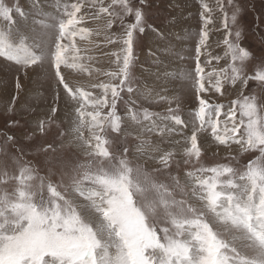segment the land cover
I'll use <instances>...</instances> for the list:
<instances>
[{"label":"snow or ice","instance_id":"6c2138e0","mask_svg":"<svg viewBox=\"0 0 264 264\" xmlns=\"http://www.w3.org/2000/svg\"><path fill=\"white\" fill-rule=\"evenodd\" d=\"M38 3L33 0V7ZM227 3L233 7L230 17L224 0H215L216 9L224 13L225 35L221 42L223 55H212L207 49L215 9L207 0H201L203 26L196 46L195 69L184 74L185 78L194 79L198 94L199 106L194 112L190 137L171 139L182 135L181 129L188 126L177 114L178 104L175 109L169 107L165 115L147 108L138 112L127 107V117L141 126V133H157L161 141L167 137L172 145L166 150L161 142L142 134L136 136L135 152L160 166L149 172L140 163L133 165L127 158V147L120 155L110 151L111 142L106 136L108 131H124V118L117 111L122 93L134 95L139 91L133 86L134 38L135 33L146 31L143 8L147 0H140L139 6H134L132 0H110L107 6L104 0H89L87 5L84 0L71 4L57 0L55 17L40 14L33 19L40 32L31 37L14 35V13L27 19L25 11L18 4L10 6L0 0V19L5 22L0 27V56L22 65L25 74L29 68L49 63L57 80L55 101H59L62 89L66 102L72 105L69 143H75L89 158L75 165L61 163L59 183L53 184L49 179L50 196L44 199L41 195L38 200L44 178H39V186L27 183L34 179L36 171L30 163L21 164L18 176H10L5 165L0 171V264H264V104H259L255 95L244 96L241 91L240 98L225 111L224 104L210 103L203 96L210 89L223 95L225 84L246 87L249 80L264 84V68L252 76L245 71L251 53L238 43L241 31L232 30L240 9L232 0ZM85 8L87 15L82 12ZM102 16L107 17L103 30L111 29L117 21L124 28L122 36L104 37V46L121 45L118 51L104 54L110 55L116 70L104 73L109 78L107 83H72L64 70L90 73L83 60L93 59L80 55L76 37L86 40L93 35V29L81 25L85 20L99 21ZM127 16H133L134 22L125 25ZM151 30L164 35L158 29ZM101 31L97 28L96 35ZM201 56L208 57L205 64L201 63ZM221 60L227 61L225 67L206 71L205 65ZM96 89L102 90V95H93ZM89 105L92 110H88ZM58 111L54 102L49 118L38 122L33 135L46 134ZM198 133H210L218 145H236L240 153L259 154L241 169L231 164L194 168L186 172L185 185L180 184L179 177H172V188L158 182L155 174L161 170L170 172L173 164L180 163L175 159L177 155L183 156L184 164L193 158L199 161L202 148ZM64 136L61 131L62 144ZM4 143L16 141L7 135ZM41 151L56 152L57 148L52 143ZM23 154L20 149L12 159L21 163ZM13 180L18 184L10 191L8 185ZM65 181L68 183L62 194L58 189L64 187ZM177 192L188 198L177 199Z\"/></svg>","mask_w":264,"mask_h":264},{"label":"rangeland","instance_id":"374dc122","mask_svg":"<svg viewBox=\"0 0 264 264\" xmlns=\"http://www.w3.org/2000/svg\"><path fill=\"white\" fill-rule=\"evenodd\" d=\"M61 2L71 4L75 0H61ZM132 2L134 6L140 4V0H132ZM207 2L215 9L209 38L212 51L208 52L212 55L222 56L224 47L221 42L225 35L222 23L224 13L216 9L215 0H207ZM5 3L10 6L18 4L28 16L27 19H21L14 13V18L17 20L14 35L17 33L29 37L36 35L40 29L32 23L34 18H39L40 14H45L46 17L57 15V0H39L37 7H33V0H5ZM84 3L87 5L89 0H84ZM109 3L110 0H104L105 6ZM224 3L225 12L230 17L233 11L232 4L227 3V0H224ZM232 3L240 9L238 22L232 27V30L241 31L238 43L251 53L252 58L246 62L245 71L249 76H252L258 69L264 68V0H232ZM114 10L119 11L118 8ZM143 11L146 31L135 33L134 66L132 68L133 86L139 91L135 92L134 95L122 93L123 99L118 101L117 111L124 118L122 123L124 131L120 134L108 131L106 136L111 142L110 151L120 155L127 147L126 155L133 162V165L140 163L147 171L152 172L153 169L160 166L149 157L140 156L135 152L138 143L136 136L142 134L154 142H161L166 150L172 145L169 144L167 137L161 141L157 133H141V126L132 123L127 117V107L138 112L147 108L151 112L165 115L169 107L175 109L178 104L179 111L177 114L185 120L188 126L181 129L182 135L176 134L171 139L182 140L190 137L195 119L194 112L199 106L198 94L194 87V79L185 78L184 74L194 72L196 46L203 21L200 15L202 11L201 0H147V5ZM82 12L88 14L86 8L82 9ZM106 19V16H102L99 21L85 20L82 23V27L93 29V35L86 40H81L79 36L76 37L77 46L81 49L80 55L82 57L90 56L93 59L83 60V63L89 65L90 73L64 70V75L70 82L85 86L98 82L107 83L109 78L104 73L116 70V65L112 63L110 55L104 54L118 51L121 45L104 46V37L105 35L122 36L124 28L117 21L111 29L103 30ZM132 22H134L133 16L125 17V25ZM4 23L0 19V27H4ZM97 28L102 29L100 35H96L95 30ZM152 28L163 33V37L153 32ZM55 35L56 32L53 29L51 31L52 38ZM28 43L31 45L32 40L29 39ZM205 61V56H201V63L205 64ZM214 62L217 61H213L212 64ZM212 67L214 66L212 65ZM165 73H170V75L165 76ZM17 83L20 85L19 89H17ZM56 86L57 80L49 63L46 62L43 67L29 68L25 74L22 65L0 56V171L4 170L6 165V170L10 176H18L21 164L29 162L36 171L33 172L34 179L27 181V183L39 186L41 184L39 178H44V188L42 192L38 193L37 200L41 195L44 199H48L50 196L47 191L49 179L53 184L59 183L58 171L61 163L71 162L75 165L89 160L81 148L77 147L75 143H69V140L72 139L68 136L72 105L66 102L62 89L59 101H55ZM224 88L228 89L229 101L240 98L242 91L244 96L255 95L258 103L263 104L264 84L258 81L249 80L246 87L239 83L236 85L225 84ZM86 90L88 89L86 88ZM209 92L206 95L204 93L203 96L205 99H209L210 103H220L221 97H225L216 94V97L212 95L213 97L210 98V96L207 97ZM93 95H102V90H94ZM161 96L166 99L161 100ZM129 101L132 103L128 104ZM54 102L58 105L59 111L56 113L53 126L44 135L38 133L33 135V130L37 128L38 122L49 118ZM88 110H92L91 105H89ZM239 115L240 113L237 112L238 117ZM11 121H17L18 124L10 125ZM147 123L146 121L143 122L144 125ZM61 131L65 133L63 144L60 137ZM7 135L13 136L16 143L5 145L4 141ZM204 136L207 137L209 134L198 133V143L202 148V155L198 162L193 158L188 164H184L183 156L177 155L175 159L179 160L180 163L173 164L170 172L161 170L155 174V179L172 188L175 183L172 177H179L180 184L185 185L186 172L194 168L231 164V166L241 169L259 154L258 152L240 153L236 145L231 148L218 145L212 138L207 142L208 140ZM52 143L57 148L56 152L45 153L41 151L44 146ZM183 146L181 145V147ZM20 149L23 150L24 154L21 157V163H17L12 157L16 156ZM176 150L179 152L180 148ZM220 152L226 154L221 156ZM67 183L65 181L64 187L58 189L62 194H64ZM17 184V181H11L8 185L9 190H13ZM0 187L3 186L0 185ZM176 197L177 199L188 198L179 192L176 193ZM76 198L82 200L78 196Z\"/></svg>","mask_w":264,"mask_h":264},{"label":"crops","instance_id":"0c3cea01","mask_svg":"<svg viewBox=\"0 0 264 264\" xmlns=\"http://www.w3.org/2000/svg\"><path fill=\"white\" fill-rule=\"evenodd\" d=\"M222 30V29H221ZM224 34V33H223ZM218 40H220V39H218ZM210 41V40H209ZM211 47V46H210ZM209 47V50H207V51H212V48H210ZM205 59L207 60L208 59V57H206L205 56ZM226 63H227V61L225 62V60H221V61H219V62H214V64H211V65H205V67H206V71H211V69L212 68H216V67H219V68H223V67H225V65H226ZM212 65L214 66V67H212ZM207 86V85H206ZM227 91H228V89L227 88H224L223 89V92H224V94H223V96H225V97H221V99H220V104H224L225 105V111L227 110V108L231 105V102L232 101H229V96L227 95ZM219 95V93H215L214 91H212V90H210V92L208 93V96L207 97H209L210 96V98L211 97H213V96H217V95ZM205 95H206V93H205ZM213 95V96H212ZM231 97V96H230ZM219 98V97H218ZM218 102V101H217ZM263 104H264V98H263ZM220 119L221 120H223L224 119V117H223V115H221V117H220ZM209 134V136H204V138L206 139V140H208L207 142H209L210 141V139H211V136H210V133H208ZM209 138V139H208ZM223 146V145H222ZM222 146H221V148H222ZM207 147V146H206ZM207 149H208V147H207ZM239 149V148H238ZM209 150V149H208ZM234 152V151H233ZM224 154H226L225 152H220V155L222 156V155H224Z\"/></svg>","mask_w":264,"mask_h":264},{"label":"bare ground","instance_id":"6f19581e","mask_svg":"<svg viewBox=\"0 0 264 264\" xmlns=\"http://www.w3.org/2000/svg\"><path fill=\"white\" fill-rule=\"evenodd\" d=\"M179 137V136H178Z\"/></svg>","mask_w":264,"mask_h":264}]
</instances>
